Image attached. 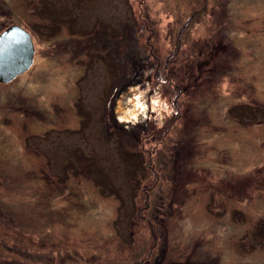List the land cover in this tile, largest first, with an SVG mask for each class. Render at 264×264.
<instances>
[{
	"label": "rangeland",
	"instance_id": "rangeland-1",
	"mask_svg": "<svg viewBox=\"0 0 264 264\" xmlns=\"http://www.w3.org/2000/svg\"><path fill=\"white\" fill-rule=\"evenodd\" d=\"M13 24L0 264H264V0H0Z\"/></svg>",
	"mask_w": 264,
	"mask_h": 264
},
{
	"label": "water",
	"instance_id": "water-1",
	"mask_svg": "<svg viewBox=\"0 0 264 264\" xmlns=\"http://www.w3.org/2000/svg\"><path fill=\"white\" fill-rule=\"evenodd\" d=\"M30 32L13 24L0 34V84H9L28 72L35 61Z\"/></svg>",
	"mask_w": 264,
	"mask_h": 264
},
{
	"label": "flooded vegetation",
	"instance_id": "flooded-vegetation-1",
	"mask_svg": "<svg viewBox=\"0 0 264 264\" xmlns=\"http://www.w3.org/2000/svg\"><path fill=\"white\" fill-rule=\"evenodd\" d=\"M141 75H144L142 70H141ZM141 83L143 84L145 82H142L141 79L138 82V85H140ZM135 92L136 90H134V94ZM126 96L127 98H124L120 102V105L118 102L114 108L113 117L115 122L117 123L116 126L118 127L121 125L120 127L127 129H129V127H132L133 133L135 135L146 134V132L149 130V126L147 124L148 120L146 115V109L140 106V103L138 101L139 98L137 96H132V93L130 95L126 94Z\"/></svg>",
	"mask_w": 264,
	"mask_h": 264
}]
</instances>
